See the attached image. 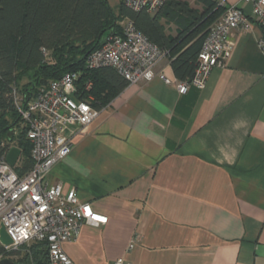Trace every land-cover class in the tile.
<instances>
[{"label":"crops","instance_id":"obj_1","mask_svg":"<svg viewBox=\"0 0 264 264\" xmlns=\"http://www.w3.org/2000/svg\"><path fill=\"white\" fill-rule=\"evenodd\" d=\"M231 3L250 15V4ZM229 37L202 88L127 85L69 131L71 151L47 181L107 217L61 244L73 264H264V29L251 21Z\"/></svg>","mask_w":264,"mask_h":264},{"label":"built area","instance_id":"obj_2","mask_svg":"<svg viewBox=\"0 0 264 264\" xmlns=\"http://www.w3.org/2000/svg\"><path fill=\"white\" fill-rule=\"evenodd\" d=\"M133 10L145 8L154 13L167 0H123ZM226 0H222L221 5ZM250 4V15L238 3L225 7L222 15L210 24L197 55V64L189 80H178L165 74L162 63L169 65L166 52L135 29L129 19L120 22L121 32L105 37L102 45L85 57V65L114 68L128 83L137 84L160 79L174 85L179 93L189 86L202 88L211 69L222 65L230 49L231 30L246 29L254 22L264 29V0H239ZM77 74L68 72L59 79L48 82L35 96L21 104L15 103L26 126L29 140L31 167L19 174L14 166L0 158V227L11 239L0 242V259L23 244L34 241L47 242V264H73L61 244L75 240L83 224H105L107 217L94 211L88 202L78 200L73 189L64 191L59 183L50 184L47 177L56 162L67 156L72 148L69 131L90 124L99 113L92 105L93 98L75 95ZM90 83L87 84V88ZM111 264H131L122 257Z\"/></svg>","mask_w":264,"mask_h":264},{"label":"trees","instance_id":"obj_3","mask_svg":"<svg viewBox=\"0 0 264 264\" xmlns=\"http://www.w3.org/2000/svg\"><path fill=\"white\" fill-rule=\"evenodd\" d=\"M197 1L201 10L183 0H167L160 9L177 25L170 36L160 10H133L123 0L116 14L107 0H0V158L16 146L21 152L15 170L22 174L32 165L16 96L25 104L48 82L75 72L76 97L91 96L100 110L128 85L114 68L85 65L86 55L106 36L121 32L123 19L166 52L176 79H191L206 31L225 9L217 0ZM6 256L20 264H47V242L23 244Z\"/></svg>","mask_w":264,"mask_h":264},{"label":"water","instance_id":"obj_4","mask_svg":"<svg viewBox=\"0 0 264 264\" xmlns=\"http://www.w3.org/2000/svg\"><path fill=\"white\" fill-rule=\"evenodd\" d=\"M104 36H106V33L104 34ZM20 152L21 150L18 147L11 146L5 156L6 162L9 165L14 166L18 156L20 155ZM0 242L4 245H8L11 243V239L6 234L3 227H0ZM0 264H20V263H17L10 258H2L0 259Z\"/></svg>","mask_w":264,"mask_h":264},{"label":"rangeland","instance_id":"obj_5","mask_svg":"<svg viewBox=\"0 0 264 264\" xmlns=\"http://www.w3.org/2000/svg\"><path fill=\"white\" fill-rule=\"evenodd\" d=\"M118 0H111L109 1L110 7L112 9V11L116 14L118 11ZM30 244V243H29Z\"/></svg>","mask_w":264,"mask_h":264}]
</instances>
